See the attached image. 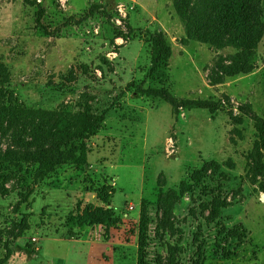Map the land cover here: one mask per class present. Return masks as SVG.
Instances as JSON below:
<instances>
[{
    "label": "rangeland",
    "instance_id": "1",
    "mask_svg": "<svg viewBox=\"0 0 264 264\" xmlns=\"http://www.w3.org/2000/svg\"><path fill=\"white\" fill-rule=\"evenodd\" d=\"M40 6L45 11L37 24ZM159 30L171 53L152 68ZM225 41L190 38L174 0H0V102L12 98L8 104L19 110L64 113L74 126L85 123L83 115L107 110L90 137L89 166L61 164L36 178V164L0 165L7 187H14L0 194V260L137 264L145 209L148 264L166 259L169 246L187 260L196 233L206 246L204 264H264V173L253 166L255 122L241 110L264 116V34L249 73L226 72L240 49ZM139 85L167 89L180 105L141 95ZM191 99L215 108L184 104ZM16 125L0 137H13ZM6 147L2 139L0 148ZM211 160L220 164L217 173L182 193L180 182H190L191 172ZM103 189L118 219L108 237L104 225L76 219L89 205L108 207L98 195ZM172 191L166 221L163 194ZM216 195L232 202L222 209L226 225L241 222L249 231L231 258L218 248L216 223L202 217V203Z\"/></svg>",
    "mask_w": 264,
    "mask_h": 264
},
{
    "label": "trees",
    "instance_id": "2",
    "mask_svg": "<svg viewBox=\"0 0 264 264\" xmlns=\"http://www.w3.org/2000/svg\"><path fill=\"white\" fill-rule=\"evenodd\" d=\"M35 2V1H31ZM177 14L184 21L190 38L202 42L234 45L240 49L231 65L226 67L230 75L249 73L254 70L252 59L264 34V0H174ZM45 9L39 7L37 13V24H41V17ZM171 53V47L165 39L163 30L155 35V43L152 52V68L164 64ZM222 80V79H220ZM136 92L149 97L161 98L173 107H178L180 102L167 89L142 86L136 87ZM12 98H9L10 103ZM0 102V131L5 135L17 122L13 130V137H0L7 141L6 149L0 148V165H14L22 168V164L31 163L37 165L35 177L42 178L53 172L61 164L74 163L77 166L87 167L90 165L88 155L92 149L90 137L94 135L102 125L107 110L101 115H83L85 123L74 126L69 123L64 113L50 114L43 111H35L22 108L19 110ZM199 108L214 109L215 105L201 99H191L184 102ZM241 110L248 112L255 122L257 131L256 153L252 156L255 171L264 173V116L242 107ZM17 118V119H15ZM220 169L216 160L204 161L200 169L190 174V182H180L181 192L192 189L207 175H215ZM222 172V171H221ZM9 177L0 176V194L8 195L14 187H7ZM99 197L108 207L92 206L85 208L84 214L77 213L76 219L79 224H102L104 235L108 237L111 227L115 226L118 219L113 215V208L109 197L103 189L98 193ZM172 193L163 194V219L169 221L172 216L173 201ZM26 198L20 197V201ZM202 217L208 224L216 223L218 235L222 236L223 243L217 244L225 258L237 255V248L243 245L249 235L248 229L241 222L232 227L223 221L222 209L232 205L227 197L216 195L211 201L204 202ZM88 209H90L88 211ZM91 210L92 213H91ZM207 212V213H206ZM230 218V217H229ZM148 217L145 209L141 210L140 234L137 264H148L149 254L147 252V223ZM144 224V226H142ZM174 233V224L168 223ZM200 235L195 234L197 247L195 252L187 259H182L177 247L169 246L166 259H158V264H204L205 248L200 243ZM236 241L235 248L230 249L226 245ZM217 254L220 250L217 249ZM9 255L0 260V264H6Z\"/></svg>",
    "mask_w": 264,
    "mask_h": 264
},
{
    "label": "built area",
    "instance_id": "3",
    "mask_svg": "<svg viewBox=\"0 0 264 264\" xmlns=\"http://www.w3.org/2000/svg\"><path fill=\"white\" fill-rule=\"evenodd\" d=\"M62 2V4H64L66 2V0H60ZM120 11L123 12V9L120 8ZM126 15V13H124V16ZM120 22V21H119Z\"/></svg>",
    "mask_w": 264,
    "mask_h": 264
},
{
    "label": "water",
    "instance_id": "4",
    "mask_svg": "<svg viewBox=\"0 0 264 264\" xmlns=\"http://www.w3.org/2000/svg\"><path fill=\"white\" fill-rule=\"evenodd\" d=\"M261 199L264 201V192L261 194Z\"/></svg>",
    "mask_w": 264,
    "mask_h": 264
},
{
    "label": "crops",
    "instance_id": "5",
    "mask_svg": "<svg viewBox=\"0 0 264 264\" xmlns=\"http://www.w3.org/2000/svg\"><path fill=\"white\" fill-rule=\"evenodd\" d=\"M44 238H45V241H46V240H47L48 238H50V237L48 236V237H44ZM44 238H43V239H44Z\"/></svg>",
    "mask_w": 264,
    "mask_h": 264
}]
</instances>
